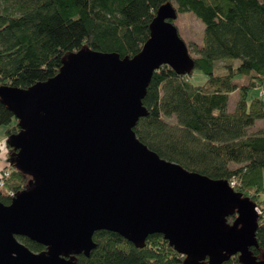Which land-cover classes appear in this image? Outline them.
<instances>
[{"label":"water","instance_id":"95a60500","mask_svg":"<svg viewBox=\"0 0 264 264\" xmlns=\"http://www.w3.org/2000/svg\"><path fill=\"white\" fill-rule=\"evenodd\" d=\"M174 19L171 3L160 6L132 57L83 47L44 81L0 85L19 129L7 139L10 162L30 177L0 202V264H75L94 249L99 230L136 248L161 234L185 256L176 264H221L235 254L243 264H264L250 251L258 246L255 202L225 179L161 158L133 130L146 114L153 72L163 64L179 74L193 69ZM17 236L46 249L34 252Z\"/></svg>","mask_w":264,"mask_h":264},{"label":"trees","instance_id":"16d2710c","mask_svg":"<svg viewBox=\"0 0 264 264\" xmlns=\"http://www.w3.org/2000/svg\"><path fill=\"white\" fill-rule=\"evenodd\" d=\"M171 3L179 14L190 12L204 24L202 46L190 57L193 69L177 73L160 65L142 100L146 114L133 130L161 158L212 179L236 181L233 189L264 207V133L247 128L264 118V93L247 102L248 92L264 85V0H0V85L28 88L58 73L63 58L81 48L115 52L120 57L139 53L149 38L157 9ZM174 24V20L172 21ZM189 47V46H188ZM238 59L228 72L216 73V61ZM200 70L205 81L191 82ZM236 76L248 78L243 84ZM238 98L227 111L229 95ZM6 129V161L10 176L0 186V202L28 186V174L14 167L15 151L7 139L18 132L10 107L0 99V126ZM263 198H261V197ZM235 213L226 217L232 224ZM17 239L34 252L45 246L23 236ZM89 256L75 264H176L184 260L163 235L147 236L136 248L119 234L94 232ZM253 257L264 260V223L256 231ZM207 264V261L201 262ZM221 264H243L238 254Z\"/></svg>","mask_w":264,"mask_h":264},{"label":"rangeland","instance_id":"374dc122","mask_svg":"<svg viewBox=\"0 0 264 264\" xmlns=\"http://www.w3.org/2000/svg\"><path fill=\"white\" fill-rule=\"evenodd\" d=\"M174 25L177 28L178 34L181 37V39L187 44V46H189L188 50L191 51L192 55H196L197 48L202 46L204 24L201 22L200 19H198L192 13L185 12V13L179 14L178 17L174 19ZM228 64H232L233 67L235 68L239 64V60L231 59V60H226V61H216L214 65L215 72L216 73L228 72V68H227ZM190 79L193 84L200 85L205 81L206 76L200 70H194L191 74ZM234 81L237 82L238 84H243L248 81V78L246 76L242 78L239 76H236L234 78ZM262 89H264V85L256 86L250 89L248 92L247 102L249 103L251 98L259 96L262 91L264 93V90ZM237 98H238V95L236 91L232 92L229 95L227 111L231 112L234 110L235 102ZM6 129H7V126L5 125L0 126V153L5 151L6 149L5 147V141L7 138ZM247 132L249 134H252L255 132L264 133V118L256 119L254 123L247 128ZM263 181H264V171H263Z\"/></svg>","mask_w":264,"mask_h":264},{"label":"built area","instance_id":"2783aa9c","mask_svg":"<svg viewBox=\"0 0 264 264\" xmlns=\"http://www.w3.org/2000/svg\"><path fill=\"white\" fill-rule=\"evenodd\" d=\"M263 94V91L261 92ZM11 168L9 165H6L4 168L0 170V186L4 184V180L10 176ZM229 185L233 188L236 185V181L234 179L230 180ZM10 196L13 198L15 195L10 192ZM255 211L258 215V224L264 223V207L262 208L260 205H255Z\"/></svg>","mask_w":264,"mask_h":264},{"label":"crops","instance_id":"0c3cea01","mask_svg":"<svg viewBox=\"0 0 264 264\" xmlns=\"http://www.w3.org/2000/svg\"><path fill=\"white\" fill-rule=\"evenodd\" d=\"M6 165H7V161H6V149H5V151L0 153V170L4 168Z\"/></svg>","mask_w":264,"mask_h":264}]
</instances>
